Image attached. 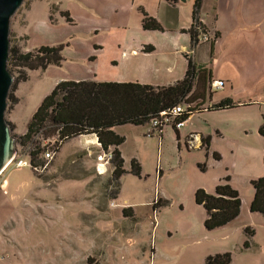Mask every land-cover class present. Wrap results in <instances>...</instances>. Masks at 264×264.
<instances>
[{"label": "rangeland", "instance_id": "rangeland-1", "mask_svg": "<svg viewBox=\"0 0 264 264\" xmlns=\"http://www.w3.org/2000/svg\"><path fill=\"white\" fill-rule=\"evenodd\" d=\"M59 2L25 0L10 24V51L16 46L22 52H34L28 48L29 38L17 34L16 26L21 24L25 31L49 16L57 22L53 14L59 19L64 17L56 8ZM8 68L14 81L6 118L13 129L16 159L29 162L25 156L34 147L22 145L20 137L26 133L44 93L51 90V80L42 74L44 70L17 68L9 58ZM23 74L27 79L22 78ZM192 117L194 133L212 132L214 126L225 130L224 138H219L216 145L220 161L214 160L210 150L197 146V140L179 146L170 126L164 127L163 136L156 132L152 138L147 136L148 125L125 126L120 130L128 139L125 150L136 155L142 177L130 174L122 179V193L115 200V165L101 166L99 157L104 156V151L91 135L59 144V152L40 178L29 163L22 170L15 169L18 167L12 163L0 175V186L5 178L11 180L17 194L14 216L0 232V264H89V257L98 264H205L207 257L216 254L222 240L215 234L217 231L205 228V207L196 203L195 193L204 189L202 186L231 177L229 183L239 188L242 202L254 196L252 180L264 177V138L257 128L258 123L263 125L264 104ZM41 139L35 145L41 143L46 151H55L53 140ZM126 169L132 171L129 162ZM124 197L136 211L137 224L133 218L120 224L110 214V205L125 206ZM158 198L169 201V205L153 213L152 206ZM250 215L249 209L244 211L239 224L254 226L256 237L264 241L263 216L257 219ZM241 235L246 240V235ZM241 235L238 232L236 236ZM151 243L157 250L153 257ZM229 253L235 257L234 264H264V244L260 254Z\"/></svg>", "mask_w": 264, "mask_h": 264}, {"label": "crops", "instance_id": "crops-1", "mask_svg": "<svg viewBox=\"0 0 264 264\" xmlns=\"http://www.w3.org/2000/svg\"><path fill=\"white\" fill-rule=\"evenodd\" d=\"M195 3L196 0H179L176 3L165 0H60L56 8L69 14L73 23H68L64 17L56 18L57 14H53L57 22H52L49 16L41 23L28 26L29 29L25 31L19 24L15 31L29 38L27 42L30 50L41 46L65 44L62 65L51 66L42 72L51 80L52 88L44 93L39 105L61 81L130 82L155 87L173 85L186 77L189 69L188 53L194 50L192 61L196 66L211 71V83L222 81L224 88L212 91L208 85L206 100L198 101L200 111L193 113L179 131L171 128L177 136L179 146L182 142L197 140V146L201 145V148L213 152L214 158V154L218 153L216 145L222 137L224 138L225 130L214 126L212 132L204 130L194 133L192 116L206 113L215 115L226 111L227 109L209 110L224 99H230L237 105L233 109L245 108L258 102L264 104V0H203L198 20L215 40L194 48L188 31L195 23ZM145 14L161 24L162 30L144 29ZM128 125L118 126L113 130L123 136L120 130ZM261 127L258 123V130ZM257 128L252 130L253 135L257 134ZM208 136L211 142L207 147L202 142ZM91 137H95L94 141L99 145L96 135ZM127 140L126 138L119 148L125 169L126 163L131 165L132 161L136 160L135 154L125 150ZM15 169L22 170L24 167ZM130 174L131 169L122 176L121 189L122 179ZM219 183L220 181L216 180L214 184L202 188L204 187L208 194H214ZM14 185L11 180L5 178L0 186V232L14 216L13 207L17 200V194H14L12 189ZM17 185L15 188L18 189L20 185ZM232 187L240 191L238 187ZM121 189L119 195L122 193ZM124 198L125 206L119 207L116 203L110 205V214H113L120 224L129 222L124 214V209L130 207L129 199ZM253 199L254 196L242 202L241 214L236 220L214 230L217 231L215 234H219L218 239L222 240L220 248L215 251L216 254L236 252L240 256L251 251L258 254L263 251L264 241L256 237L254 226L240 225L238 222L244 211H250ZM133 211L137 219L134 223L137 224L139 218L136 211ZM250 216L262 219L263 215L251 213ZM247 227H251L255 233L250 240L249 249H245L246 253H243L242 246L244 247L247 238L245 240L241 233L245 234ZM238 232L241 236H236ZM150 248L153 257L157 250L152 243ZM234 258L233 255L231 264H234Z\"/></svg>", "mask_w": 264, "mask_h": 264}, {"label": "trees", "instance_id": "trees-1", "mask_svg": "<svg viewBox=\"0 0 264 264\" xmlns=\"http://www.w3.org/2000/svg\"><path fill=\"white\" fill-rule=\"evenodd\" d=\"M169 3H176L179 0H165ZM203 0H196L194 18L198 19L202 8ZM68 23L74 21L66 12L63 13ZM144 29L148 31L162 30L161 24L155 19L144 17ZM197 25L189 29L193 46L199 36L208 33L205 27L198 20ZM214 42V41H212ZM65 44L49 47L41 46L37 50L22 52L16 46L10 51L9 59L14 61L15 66L28 70H46L51 66H61L64 60L63 51ZM153 50L152 47H148ZM189 69L183 80L167 87H155L140 83H113L97 81H61L52 92L47 95L42 104L29 121L26 133L20 137L22 145H32L34 148L28 154L32 172L39 178L44 174H39L35 170L39 165L44 164L42 155L46 149L41 147V143L35 145L36 141L56 140L55 152H59L60 145L69 139L86 135H96L102 150L107 152L113 149V164L115 171L113 182H116L112 199L119 196L121 189V178L127 173L124 159L119 150L126 138L114 132V128L126 124L133 126L148 125L159 116L160 112L173 109L175 106L184 105L185 112L180 120L187 122L190 116L200 111L199 100L205 101L207 97L208 85L211 88V71L203 67L196 66L192 59L188 60ZM27 79L26 74L22 77ZM15 103L18 100L12 98ZM196 104V105H195ZM237 105L230 99H224L214 105L209 110L218 111L233 109ZM173 127V126H170ZM174 128V127H173ZM176 129V128H175ZM264 138V121L259 130ZM211 142L210 136L203 139V144L208 147ZM215 160L221 159L220 154H214ZM264 163V161H263ZM131 174L141 178L142 167L136 161L131 163ZM230 178H226L220 183L214 194H208L205 189H199L195 193V200L198 205L204 206L206 211L205 228L213 231L225 227L236 220L241 214L242 200L239 191L229 183ZM255 189L254 199L251 204V213L264 216V177L252 180ZM169 205V201L157 199L153 204V211L156 212L162 207ZM126 218L136 219L132 208L124 209ZM247 241L244 242V249H249L250 240L255 231L251 227L244 230ZM232 253H219L205 259V264H231ZM89 264H98L94 259L88 258Z\"/></svg>", "mask_w": 264, "mask_h": 264}, {"label": "water", "instance_id": "water-1", "mask_svg": "<svg viewBox=\"0 0 264 264\" xmlns=\"http://www.w3.org/2000/svg\"><path fill=\"white\" fill-rule=\"evenodd\" d=\"M25 0H0V175L15 158L13 129L6 118L9 90L14 78L8 68L10 55V24Z\"/></svg>", "mask_w": 264, "mask_h": 264}, {"label": "built area", "instance_id": "built-area-1", "mask_svg": "<svg viewBox=\"0 0 264 264\" xmlns=\"http://www.w3.org/2000/svg\"><path fill=\"white\" fill-rule=\"evenodd\" d=\"M194 24H195V26L197 25V27L199 26L198 25V19L195 20ZM214 40H215V38L213 36H211L209 33H203L199 36L197 42H195L193 47L195 48L199 44L208 43V42H211ZM194 54H195L194 50H191L188 53L189 59L193 60ZM223 88H224V83L222 81H216V82L211 83V90L212 91L221 90ZM185 112H187V110L183 105H179V106L177 105L173 109H170V110L164 111V112H160L159 116L155 117L152 120V122L150 124H148L149 129L147 132V136L153 137L156 132L162 133L164 127H167V126H173L174 128L177 129V131H179L181 128H183L186 125L185 121L180 120V117ZM52 144H56V140H53ZM56 154L57 153L55 151H51V150L45 151V154H43L41 157L42 160H44V164L39 165L35 171L39 174H42L44 172L46 173L49 169L50 163L52 162V160L54 159V156ZM25 157H27V156H25ZM113 158H114V152H113L112 148H110L107 152H104V156L99 157V161L103 163V165L101 164V166H104V164H106V163L112 164ZM12 163L13 164L15 163L18 167H24L27 163L30 164V159L28 162L25 158L17 160L15 157L14 160H12V162L10 163V165ZM30 167H31V164H30Z\"/></svg>", "mask_w": 264, "mask_h": 264}, {"label": "bare ground", "instance_id": "bare-ground-1", "mask_svg": "<svg viewBox=\"0 0 264 264\" xmlns=\"http://www.w3.org/2000/svg\"><path fill=\"white\" fill-rule=\"evenodd\" d=\"M104 171V170H103Z\"/></svg>", "mask_w": 264, "mask_h": 264}]
</instances>
